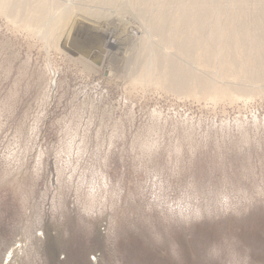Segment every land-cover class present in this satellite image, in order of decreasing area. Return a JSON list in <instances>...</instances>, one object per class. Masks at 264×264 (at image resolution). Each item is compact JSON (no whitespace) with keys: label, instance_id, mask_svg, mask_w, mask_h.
Wrapping results in <instances>:
<instances>
[{"label":"rangeland","instance_id":"374dc122","mask_svg":"<svg viewBox=\"0 0 264 264\" xmlns=\"http://www.w3.org/2000/svg\"><path fill=\"white\" fill-rule=\"evenodd\" d=\"M0 264H264V0H0Z\"/></svg>","mask_w":264,"mask_h":264},{"label":"water","instance_id":"95a60500","mask_svg":"<svg viewBox=\"0 0 264 264\" xmlns=\"http://www.w3.org/2000/svg\"><path fill=\"white\" fill-rule=\"evenodd\" d=\"M84 39H85V38L83 37V35H82L81 38H78L77 36H73V37L71 38V40H74V41H76L77 43H81ZM95 54L98 55V52L95 53ZM98 56H100V55H98ZM95 60H96V62H97L98 64H101V63H102L101 58H96Z\"/></svg>","mask_w":264,"mask_h":264},{"label":"bare ground","instance_id":"6f19581e","mask_svg":"<svg viewBox=\"0 0 264 264\" xmlns=\"http://www.w3.org/2000/svg\"><path fill=\"white\" fill-rule=\"evenodd\" d=\"M115 41H114V39L112 40V43H114ZM99 47H102V49H105V47L102 45V44H99V45H96L94 48L95 49H97V48H99ZM180 72H182L183 73V71H180ZM179 80V79H178ZM181 80V79H180Z\"/></svg>","mask_w":264,"mask_h":264}]
</instances>
